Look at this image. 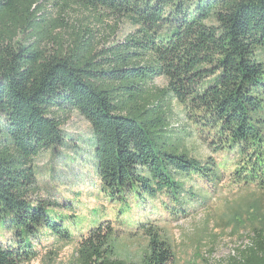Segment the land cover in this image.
<instances>
[{"label":"trees","instance_id":"trees-1","mask_svg":"<svg viewBox=\"0 0 264 264\" xmlns=\"http://www.w3.org/2000/svg\"><path fill=\"white\" fill-rule=\"evenodd\" d=\"M45 1L0 0V264L35 259L41 232L71 239L58 205L37 195L34 161L65 147L72 112L90 126L96 176L120 216L160 200L185 217L187 177L264 192V0H62L129 23L103 45L83 26L57 37L64 27L42 17ZM176 106L214 155L226 153L222 164L190 156L174 135ZM152 223L135 226L149 243L141 264H174ZM101 225L79 243L80 264H125L106 254ZM228 264H264V224Z\"/></svg>","mask_w":264,"mask_h":264},{"label":"rangeland","instance_id":"rangeland-1","mask_svg":"<svg viewBox=\"0 0 264 264\" xmlns=\"http://www.w3.org/2000/svg\"><path fill=\"white\" fill-rule=\"evenodd\" d=\"M42 17L50 26L64 27L56 31L57 37L83 26L92 31L94 41L100 45L121 39L131 28L125 21L99 19L71 3L64 6L62 0L43 2ZM154 84L165 86L161 79ZM172 115V126L177 132L174 135L181 138L190 156L224 162L226 153L214 155L188 126L178 106ZM67 119L62 127L65 147L41 153L34 161V169L38 197L58 205L55 213L62 217L71 239L60 241L41 232L34 243L37 256L26 264H80L79 243L89 229L100 223L110 233L104 247L109 258L125 264H141L148 255L149 243L135 226L143 218L162 229L163 238L168 239L173 252L174 264H228L249 246L252 231L264 224V192L255 187L238 188L226 175L215 188L193 178L183 180L189 191L185 217L172 216L170 209H163L160 200L153 204V211H150L152 205L148 209L132 207L130 216L118 215L119 205L107 200L96 176L89 124L75 112Z\"/></svg>","mask_w":264,"mask_h":264}]
</instances>
